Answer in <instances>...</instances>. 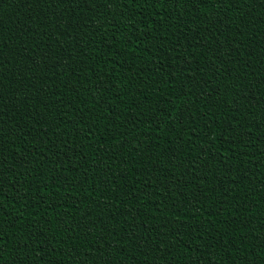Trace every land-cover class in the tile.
Returning a JSON list of instances; mask_svg holds the SVG:
<instances>
[{
  "label": "trees",
  "instance_id": "trees-1",
  "mask_svg": "<svg viewBox=\"0 0 264 264\" xmlns=\"http://www.w3.org/2000/svg\"><path fill=\"white\" fill-rule=\"evenodd\" d=\"M0 264H264V0H0Z\"/></svg>",
  "mask_w": 264,
  "mask_h": 264
}]
</instances>
